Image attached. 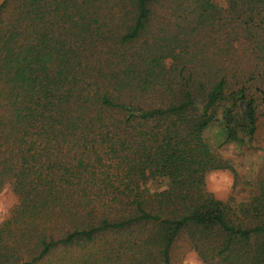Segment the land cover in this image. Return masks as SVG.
Returning a JSON list of instances; mask_svg holds the SVG:
<instances>
[{
  "label": "trees",
  "instance_id": "1",
  "mask_svg": "<svg viewBox=\"0 0 264 264\" xmlns=\"http://www.w3.org/2000/svg\"><path fill=\"white\" fill-rule=\"evenodd\" d=\"M227 2L2 1L0 264H174L182 240L264 264V179L227 202L206 183L238 177L217 148L252 143L264 99V0Z\"/></svg>",
  "mask_w": 264,
  "mask_h": 264
},
{
  "label": "rangeland",
  "instance_id": "2",
  "mask_svg": "<svg viewBox=\"0 0 264 264\" xmlns=\"http://www.w3.org/2000/svg\"><path fill=\"white\" fill-rule=\"evenodd\" d=\"M3 0H0V4ZM220 10L228 9L227 0H214ZM173 61L167 60V67ZM258 127L254 140L249 145H228L217 148V152L227 159L235 168L238 177L231 170H217L207 175V190L217 199L229 201L231 198L240 201L247 198L255 190V186L264 179V99L257 101ZM209 142L217 147L221 140V131L217 126L211 127L206 132ZM166 181H155L150 184L153 190H163ZM18 204V198L13 193L12 187L7 186L0 192V225L11 215ZM174 264H203L196 253L188 250L185 241L177 244Z\"/></svg>",
  "mask_w": 264,
  "mask_h": 264
},
{
  "label": "crops",
  "instance_id": "3",
  "mask_svg": "<svg viewBox=\"0 0 264 264\" xmlns=\"http://www.w3.org/2000/svg\"><path fill=\"white\" fill-rule=\"evenodd\" d=\"M2 3V2H1Z\"/></svg>",
  "mask_w": 264,
  "mask_h": 264
}]
</instances>
